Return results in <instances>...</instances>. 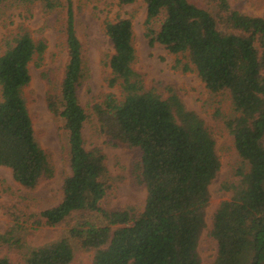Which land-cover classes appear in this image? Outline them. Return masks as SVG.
Instances as JSON below:
<instances>
[{
    "label": "trees",
    "instance_id": "trees-1",
    "mask_svg": "<svg viewBox=\"0 0 264 264\" xmlns=\"http://www.w3.org/2000/svg\"><path fill=\"white\" fill-rule=\"evenodd\" d=\"M36 1L46 11L56 6L54 0H17ZM213 1L211 13L188 0H143L146 36L169 53L186 55L205 89L226 93L234 112L223 123L240 161L238 181L224 186L231 196L211 215L209 235L216 242L211 264H264V20L230 8L226 0ZM159 17L155 31L152 24ZM62 31L66 63L45 105L65 134L69 173L60 201L22 219L12 215L13 226L0 235V246L21 247L14 230L64 227L62 237L28 249L23 264H72V241L91 254L90 264H201L198 244L206 227L209 185L220 169L210 129L171 86H146L133 69L131 21H106L112 47L107 84L120 94L107 93L91 111L108 143L139 150L132 177L144 187L145 198L138 211L104 208L109 172L102 149L87 148L83 139L88 114L78 99L82 55L70 6ZM3 41L0 166L33 190L54 177L49 155L34 138L24 91L28 66L41 64L46 46L22 26ZM182 69L188 70L187 64ZM0 264L11 263L0 257Z\"/></svg>",
    "mask_w": 264,
    "mask_h": 264
},
{
    "label": "rangeland",
    "instance_id": "rangeland-1",
    "mask_svg": "<svg viewBox=\"0 0 264 264\" xmlns=\"http://www.w3.org/2000/svg\"><path fill=\"white\" fill-rule=\"evenodd\" d=\"M211 13L216 10L213 0H188ZM230 8L248 16L264 20V0H226ZM56 6L46 11L38 1L18 4L17 0H3L0 5V55L4 52V39L26 27L35 40H44L45 50L40 65L31 62L28 66L30 81L25 87L27 111L32 120L34 138L49 155L54 168V177L41 182L35 189L27 190L15 182L8 168L0 166V235L13 226V216L22 219L28 212L40 211L55 206L61 199L63 178L69 173L66 159V137L56 119L45 105L49 88L60 81L66 63V48L63 26L67 8L73 14L75 34L81 44L82 78L78 99L88 114L83 126L85 146H99L105 154L109 172V189L102 200L106 209H141L145 189L132 177V168L139 161V150L122 144H110L100 133L91 111V105L107 93L120 94L118 87L109 88L110 70L106 64L112 54L111 44L104 33V23L117 19H129L132 25V45L135 50L133 69L141 75L146 86L160 84L171 86L186 109L199 115L210 129L215 141V150L220 160V169L209 185L210 202L205 213L206 227L198 244L201 264H211L216 253V242L209 235L211 215L219 202L231 196L225 185L236 183L235 171L240 161L232 144V137L223 120L234 115L226 93H209L200 81L186 55L169 53L162 45L151 44L146 36L143 0H54ZM153 22L156 31L159 21ZM187 64L188 70H183ZM65 234L64 227L43 226L38 230H14L21 247L0 246V257L11 264H23L28 249L50 243ZM72 264H90L91 254L71 242Z\"/></svg>",
    "mask_w": 264,
    "mask_h": 264
}]
</instances>
